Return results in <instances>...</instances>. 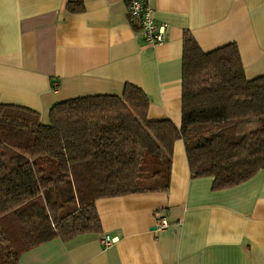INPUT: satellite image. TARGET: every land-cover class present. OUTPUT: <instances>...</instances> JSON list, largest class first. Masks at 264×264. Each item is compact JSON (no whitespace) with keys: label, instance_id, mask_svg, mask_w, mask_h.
Listing matches in <instances>:
<instances>
[{"label":"crops","instance_id":"obj_1","mask_svg":"<svg viewBox=\"0 0 264 264\" xmlns=\"http://www.w3.org/2000/svg\"><path fill=\"white\" fill-rule=\"evenodd\" d=\"M0 0V102L37 110L89 94L150 98L148 119L182 124L184 35L208 52L240 49L249 79L264 75V0H151L165 42L151 46L128 0ZM76 4V3H75ZM194 177L186 144L175 141L168 190L96 199L100 232L56 238L24 251L19 264H264V170L229 188ZM170 225L155 232L162 215ZM109 233L119 237L101 243Z\"/></svg>","mask_w":264,"mask_h":264},{"label":"trees","instance_id":"obj_2","mask_svg":"<svg viewBox=\"0 0 264 264\" xmlns=\"http://www.w3.org/2000/svg\"><path fill=\"white\" fill-rule=\"evenodd\" d=\"M182 87L180 127L148 119L150 98L131 83L120 95L60 101L48 122L0 102V264H19L24 251L56 238L100 232L97 198L168 190L178 139L192 175L212 176L214 189L264 170V75L247 77L238 45L206 52L186 32Z\"/></svg>","mask_w":264,"mask_h":264},{"label":"built area","instance_id":"obj_3","mask_svg":"<svg viewBox=\"0 0 264 264\" xmlns=\"http://www.w3.org/2000/svg\"><path fill=\"white\" fill-rule=\"evenodd\" d=\"M129 15L135 24L141 29L145 42L151 46L161 44L167 39V25L159 24L154 16V9L151 0H128ZM170 225L168 216L162 215L157 219L154 227L155 232L165 230ZM119 237L109 233L101 237L104 246H110L117 242Z\"/></svg>","mask_w":264,"mask_h":264}]
</instances>
